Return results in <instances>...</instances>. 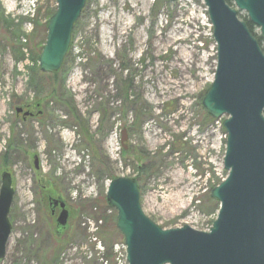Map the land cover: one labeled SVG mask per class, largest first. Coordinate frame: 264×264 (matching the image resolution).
I'll use <instances>...</instances> for the list:
<instances>
[{
    "label": "rangeland",
    "instance_id": "374dc122",
    "mask_svg": "<svg viewBox=\"0 0 264 264\" xmlns=\"http://www.w3.org/2000/svg\"><path fill=\"white\" fill-rule=\"evenodd\" d=\"M29 1L0 0V183L6 170L15 190L0 264H127L106 201L117 176L136 179L160 227L208 230L210 190L227 171L223 117L208 121L201 105L216 66L204 3L86 0L61 68L47 73L37 48L56 1ZM52 191L70 211L60 239L40 201Z\"/></svg>",
    "mask_w": 264,
    "mask_h": 264
},
{
    "label": "water",
    "instance_id": "95a60500",
    "mask_svg": "<svg viewBox=\"0 0 264 264\" xmlns=\"http://www.w3.org/2000/svg\"><path fill=\"white\" fill-rule=\"evenodd\" d=\"M46 22V39L38 56L42 72L56 73L70 48L74 26L86 0H55ZM173 1V0H167ZM212 27L216 48L213 79L201 105L209 116L222 118L225 131L223 167L226 177L210 190L219 203L208 230L184 224L164 229L142 210L136 179L112 178L106 201L116 210L115 226L123 237L127 264H264V53L238 11L264 39V0H201ZM22 107L16 109L19 114ZM30 112H23V116ZM126 134L121 143L125 148ZM36 167V161H35ZM15 190L11 174L1 173L0 259L6 255L12 224L10 207ZM59 207L56 233L68 224L65 202L50 197Z\"/></svg>",
    "mask_w": 264,
    "mask_h": 264
},
{
    "label": "trees",
    "instance_id": "16d2710c",
    "mask_svg": "<svg viewBox=\"0 0 264 264\" xmlns=\"http://www.w3.org/2000/svg\"><path fill=\"white\" fill-rule=\"evenodd\" d=\"M227 2H228V4H230V5H232V0H226ZM54 10V9H53ZM52 13H53V11H52ZM51 13V14H52ZM50 14V15H51ZM50 15H48L47 17H49ZM243 20H245L246 21V23H247V25H248V28L250 29V31H251V33L257 38V40H258V42H259V45H260V47H261V49H262V51H263V53H264V39L263 38H261L260 37V35L259 34H257L255 31H254V29H255V26L251 23V22H249V20H248V18H247V16L245 15V17H243L242 18ZM46 28V27H45ZM45 39H46V35L44 36V38H43V40L40 42V44H39V46H38V52H37V55H38V53L40 52V50H41V47H42V45H43V43H44V41H45ZM54 75H56V74H53V76ZM208 89V88H207ZM126 94H127V89H126ZM128 95V94H127ZM35 104H37V103H35ZM29 105H31L32 106V104H29ZM204 113H205V117H206V119L208 120V121H212V117L211 116H209L208 114H207V112L206 111H204ZM263 114H264V111H263ZM6 171V170H5ZM56 195L54 194V192L52 191V192H50L49 194H48V192L46 193V194H43L42 196H41V198H42V200H40V201H43L44 202V204L43 205H45V208H47V204H48V210H49V213H50V206H49V199H50V197H55ZM56 197H59V196H56ZM50 215H51V213H50ZM113 221H116V215H115V217H114V220ZM55 233H56V228H55ZM56 235H57V237H59V239L61 238V236H62V233L61 234H57L56 233ZM104 249V253L103 254H105V257L107 258L108 257V259H112V257H113V251H112V248H103Z\"/></svg>",
    "mask_w": 264,
    "mask_h": 264
},
{
    "label": "flooded vegetation",
    "instance_id": "af4514ba",
    "mask_svg": "<svg viewBox=\"0 0 264 264\" xmlns=\"http://www.w3.org/2000/svg\"><path fill=\"white\" fill-rule=\"evenodd\" d=\"M26 108H29L30 111L33 112V108H32L31 105H28ZM26 108L23 107V112L26 111V110H25ZM65 205H66V204H65ZM66 208H67V206H66ZM67 209H68V208H67ZM68 211H69V210H68ZM58 212H59V207H58V206H57V207H54V208L50 211L52 218H54V217L56 218ZM69 216H70V211H69ZM68 218H69V217H68Z\"/></svg>",
    "mask_w": 264,
    "mask_h": 264
}]
</instances>
